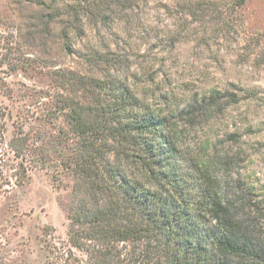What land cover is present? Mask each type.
I'll return each mask as SVG.
<instances>
[{
  "label": "rangeland",
  "instance_id": "1",
  "mask_svg": "<svg viewBox=\"0 0 264 264\" xmlns=\"http://www.w3.org/2000/svg\"><path fill=\"white\" fill-rule=\"evenodd\" d=\"M11 1L0 0V264H85L89 257L68 250L73 179L52 152L64 121L51 117L67 93L52 78L55 68L113 75L130 85L169 117L184 164H207L229 199L244 190L242 217L264 238V0L238 8L234 0H206L222 15L207 31L182 11L186 0L113 7L106 24L72 33L70 50L52 34L51 66L40 63V39L33 37L38 29H30ZM226 22L230 33L213 29ZM226 89L240 93L237 102L224 97L219 106L206 105L215 90ZM241 89L255 94L246 99ZM20 131L28 140L25 156L10 146ZM48 149L43 163L39 154ZM119 248L123 255L131 251L130 245Z\"/></svg>",
  "mask_w": 264,
  "mask_h": 264
},
{
  "label": "trees",
  "instance_id": "2",
  "mask_svg": "<svg viewBox=\"0 0 264 264\" xmlns=\"http://www.w3.org/2000/svg\"><path fill=\"white\" fill-rule=\"evenodd\" d=\"M139 1L11 3L30 21L31 30L38 29L33 37L40 39V63L51 66L48 44L52 34L70 50L72 33L81 36L87 25L106 24L113 7L126 11ZM246 1L234 0V8L243 7ZM210 3L186 0L180 7L196 16L200 28L207 31L222 19L219 7ZM230 25L226 22L213 29L230 33ZM90 55L89 61L97 63L99 53ZM51 74L67 93L60 95L51 117L64 121L52 152L62 157L61 165L73 179L69 251L87 252L85 264H264V238L249 228L240 211L246 200L244 190H234L229 199L211 180L207 164H184L168 116L116 76H87L62 68ZM241 90L246 99L255 94ZM239 94L215 90L206 105L219 106L224 97L235 103ZM27 141L20 131L10 146L25 156ZM40 155L47 163L49 149ZM119 245L131 246L127 257ZM48 250L49 260L52 251Z\"/></svg>",
  "mask_w": 264,
  "mask_h": 264
}]
</instances>
